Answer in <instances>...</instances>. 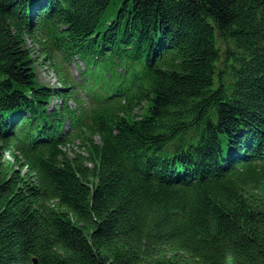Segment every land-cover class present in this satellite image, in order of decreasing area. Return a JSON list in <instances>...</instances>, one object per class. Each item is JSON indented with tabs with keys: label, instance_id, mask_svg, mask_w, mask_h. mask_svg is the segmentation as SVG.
<instances>
[{
	"label": "trees",
	"instance_id": "trees-1",
	"mask_svg": "<svg viewBox=\"0 0 264 264\" xmlns=\"http://www.w3.org/2000/svg\"><path fill=\"white\" fill-rule=\"evenodd\" d=\"M0 264H264V0H0Z\"/></svg>",
	"mask_w": 264,
	"mask_h": 264
},
{
	"label": "rangeland",
	"instance_id": "rangeland-1",
	"mask_svg": "<svg viewBox=\"0 0 264 264\" xmlns=\"http://www.w3.org/2000/svg\"><path fill=\"white\" fill-rule=\"evenodd\" d=\"M72 71H75V68L73 67L72 68ZM38 72H39V76H40V81L49 85V86H52V87H55L56 84H57V79L54 78V75L52 73H48L46 71V69L42 68V67H39L38 68Z\"/></svg>",
	"mask_w": 264,
	"mask_h": 264
},
{
	"label": "water",
	"instance_id": "water-1",
	"mask_svg": "<svg viewBox=\"0 0 264 264\" xmlns=\"http://www.w3.org/2000/svg\"><path fill=\"white\" fill-rule=\"evenodd\" d=\"M34 262L37 263V260H35Z\"/></svg>",
	"mask_w": 264,
	"mask_h": 264
}]
</instances>
